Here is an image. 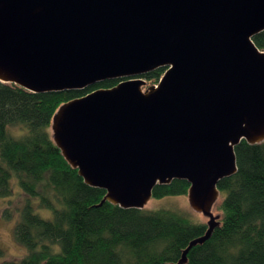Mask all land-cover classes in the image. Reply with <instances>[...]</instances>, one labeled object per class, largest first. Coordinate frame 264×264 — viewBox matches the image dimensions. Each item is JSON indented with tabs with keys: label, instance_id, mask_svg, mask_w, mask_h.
I'll list each match as a JSON object with an SVG mask.
<instances>
[{
	"label": "water",
	"instance_id": "obj_1",
	"mask_svg": "<svg viewBox=\"0 0 264 264\" xmlns=\"http://www.w3.org/2000/svg\"><path fill=\"white\" fill-rule=\"evenodd\" d=\"M264 0H0V81L83 90L53 118L57 146L102 200L144 208L154 188L190 183L209 228L235 147L264 141ZM165 67L144 89L149 72Z\"/></svg>",
	"mask_w": 264,
	"mask_h": 264
},
{
	"label": "trees",
	"instance_id": "obj_2",
	"mask_svg": "<svg viewBox=\"0 0 264 264\" xmlns=\"http://www.w3.org/2000/svg\"><path fill=\"white\" fill-rule=\"evenodd\" d=\"M264 50V31L253 38ZM162 67L143 76L157 84ZM124 79L105 80L83 90L39 93L0 81V196L25 199L0 209L6 219L19 213L16 241L27 252L1 264H179L190 242L203 236L208 217L172 205L123 208L104 202L107 191L88 185L57 146L53 118L66 102ZM237 172L219 183V225L192 247L184 264H264V141L235 147ZM190 183L158 184L153 197L188 195ZM37 207L49 209L45 218Z\"/></svg>",
	"mask_w": 264,
	"mask_h": 264
},
{
	"label": "rangeland",
	"instance_id": "obj_3",
	"mask_svg": "<svg viewBox=\"0 0 264 264\" xmlns=\"http://www.w3.org/2000/svg\"><path fill=\"white\" fill-rule=\"evenodd\" d=\"M150 86L151 85H148V82H147L143 88L146 90ZM17 182H18L17 179L14 178L13 179L14 194L11 197L3 198L0 196V209L6 208L10 200H14L15 203H19L20 201L25 199L22 189L20 188ZM220 197H221V193L213 208L215 215H219L216 212H218L217 204H218V201L220 200ZM161 205L176 206L180 209H184V210L192 212L194 216L198 219H201V220L205 219L204 214L193 209L188 195L168 196L162 199L152 197L151 200L145 206V208H154V207H158ZM36 210L40 215H42L45 218H52L53 216V212L49 209L37 207ZM19 216L20 215L17 212L12 219H6L4 216L0 214V248H2L5 251V258L22 257L27 252L25 247L20 245L15 239L14 228H15L16 222L19 219ZM3 260L4 258L0 259V264Z\"/></svg>",
	"mask_w": 264,
	"mask_h": 264
}]
</instances>
